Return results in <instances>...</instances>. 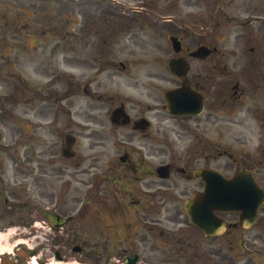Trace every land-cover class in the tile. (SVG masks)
Returning <instances> with one entry per match:
<instances>
[{
  "label": "flooded vegetation",
  "instance_id": "flooded-vegetation-1",
  "mask_svg": "<svg viewBox=\"0 0 264 264\" xmlns=\"http://www.w3.org/2000/svg\"><path fill=\"white\" fill-rule=\"evenodd\" d=\"M82 14H90L85 6ZM202 47L209 53L205 60L193 56ZM112 53V91L101 92L98 77L80 88L76 113L82 123L65 128L74 136V157L50 177L65 176L63 193L70 180L80 190L86 175L108 180L112 259L119 264H192L194 259L213 264L214 258L244 264L229 260L228 245L241 250L249 241L252 264H264V205L252 235L240 213H226L220 215L226 230L207 237L186 210L188 200L206 186L197 171L215 169L229 176L228 170L251 169L264 190V0H112ZM118 53L136 61L121 60ZM174 59L187 62L183 76L179 68L171 69ZM132 62L146 68L145 78L126 73ZM184 85L203 95L201 115L168 113L166 91ZM66 96L50 103L49 118L71 115ZM106 107L107 126L100 115ZM231 138L238 142L236 156L228 146ZM161 167L167 175L159 173ZM81 209L78 204L75 211ZM198 239L206 244L204 251ZM59 253L67 257L63 248ZM0 264L12 263L1 259Z\"/></svg>",
  "mask_w": 264,
  "mask_h": 264
},
{
  "label": "rangeland",
  "instance_id": "rangeland-1",
  "mask_svg": "<svg viewBox=\"0 0 264 264\" xmlns=\"http://www.w3.org/2000/svg\"><path fill=\"white\" fill-rule=\"evenodd\" d=\"M93 4V0H0V229H3L2 226L6 225L8 221H12V219L20 224L28 222L33 224L40 221L43 225H46L47 222L44 221L47 220V214L42 213V211L48 210L47 207H50L49 205L53 201L54 204H58L57 208L60 213L56 215L61 218V222L65 221L67 217H72L68 219L69 221L66 224V227H72V234H70V239L64 243L65 246L63 247L60 245H63L62 241L64 238L67 239L66 237L50 235V238H47L49 241L46 242L51 245L52 249L63 248L64 253H67V260L70 262L84 258L85 264H112V245L114 242L112 240V229L109 228L111 220L108 214L100 211L99 207L101 205L95 201H92L91 213L89 209H83L85 221L82 220L81 211L76 213L75 209L81 199L88 198L91 193V191H87L86 196L84 195L88 188L86 183L84 184L83 194L80 193L76 200L71 197L70 201H66L64 200L65 197L58 196V193L56 196H58L57 200L59 202H55L52 194L47 191L48 178L46 170L49 166L46 158L49 155V149H43L42 155L40 153L42 150L40 147L50 140L49 135H47L48 132L44 130L45 128L36 129L40 127L38 122L32 126L28 125L27 117L30 118V113L27 115L23 113V110H16L14 103H10L13 98L17 97L15 82L21 83L18 81L19 74L16 71L24 74L28 82L27 88L23 84H19L20 93L31 97L34 104H40L39 95H43L44 92L42 88L53 87L54 90L61 91L64 87L63 84L50 86V82L46 81L50 76L48 74L53 72L52 69H49L50 62L63 61L65 56L68 55L69 63L74 62V68L69 66L70 68L66 70L78 72V67L81 65L78 66L77 61L87 62L95 59V57L92 58L93 53L80 52L83 49L80 45L82 38L80 34L76 33L77 26L75 25L76 21H74L78 12H80L79 7L82 6L81 8H83L85 6L87 11L93 14H89L87 17L90 20V25L94 23L92 22L93 17L95 28L100 33L112 31L111 1L100 0V4L96 3L98 5H95V8L92 9ZM60 12L68 15L70 20L64 22L65 18H63V15L60 16ZM96 12L99 13L97 18L95 17ZM68 26L70 28L68 39L63 41L64 34L62 33ZM43 30H46V32H43ZM103 40L105 39L102 38L101 42ZM63 45L70 46L68 47L70 48L68 53L66 51L68 49L64 48ZM96 56L97 59L110 57V55L107 57L106 54L102 53H96ZM79 76H81V73L77 77ZM103 77H108V75ZM103 81L106 82V80ZM37 88H40V93H36ZM69 88L70 91L76 90V87L70 86ZM110 88L109 86L108 89ZM47 112V109H42L40 115H45ZM34 117L37 121H42L43 118L46 119L44 116L38 118L34 115ZM72 117L74 120H78L74 113ZM29 128H32V130ZM36 160L45 164L39 165L38 169L40 170L37 169L39 174L35 178L21 180L24 191L31 194L29 196L30 210L25 208L21 212L15 211L13 210L14 201L12 200H16L18 196L14 198L12 193L14 185L17 184L16 171L19 169L29 173V167L37 166ZM28 161L31 165L27 164ZM48 188H50V183ZM22 190L23 188H21V195L19 196L25 199ZM101 190L104 191V189ZM70 196H77L76 192L71 191ZM98 198L101 199L102 196H98ZM6 200H9V202H6ZM26 202H28L27 199ZM64 204L68 205L63 206ZM23 230L21 227L19 232L24 236ZM31 230L27 227L24 231L29 235ZM0 231L6 233L4 230ZM13 236L14 231L10 237L11 241ZM83 240H85L83 243L86 251L82 254L71 252L73 244ZM35 241L38 242L39 238ZM30 243L32 244L31 241ZM246 252L252 254L251 250L247 251V247ZM42 253L44 257H51L52 255L49 248L43 250ZM52 261L51 259L49 262ZM193 263L197 264L198 262L194 259ZM179 264L185 263L181 261ZM214 264L221 263L219 261Z\"/></svg>",
  "mask_w": 264,
  "mask_h": 264
},
{
  "label": "water",
  "instance_id": "water-1",
  "mask_svg": "<svg viewBox=\"0 0 264 264\" xmlns=\"http://www.w3.org/2000/svg\"><path fill=\"white\" fill-rule=\"evenodd\" d=\"M185 109H188L187 107ZM186 111V110H183ZM238 179H234V180H230L229 184L227 186L224 187L223 189V196L226 198L228 197L229 202H228V206L231 209V206H234L237 204V206L242 205V201H241V195L239 193L238 190V184L240 182H237ZM226 203V201H225Z\"/></svg>",
  "mask_w": 264,
  "mask_h": 264
},
{
  "label": "bare ground",
  "instance_id": "bare-ground-1",
  "mask_svg": "<svg viewBox=\"0 0 264 264\" xmlns=\"http://www.w3.org/2000/svg\"><path fill=\"white\" fill-rule=\"evenodd\" d=\"M8 234H1L0 233V254L3 252V251H5V250H7L8 248H7V246H4L3 245V243L5 242V241H7V238H8ZM53 264H55V263H53ZM56 264H63V263H56Z\"/></svg>",
  "mask_w": 264,
  "mask_h": 264
}]
</instances>
